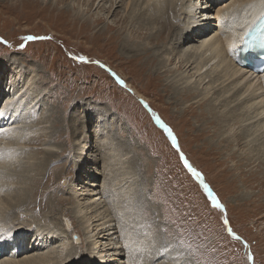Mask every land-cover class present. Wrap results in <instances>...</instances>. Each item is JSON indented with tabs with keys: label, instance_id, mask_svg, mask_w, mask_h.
Returning a JSON list of instances; mask_svg holds the SVG:
<instances>
[{
	"label": "rangeland",
	"instance_id": "obj_1",
	"mask_svg": "<svg viewBox=\"0 0 264 264\" xmlns=\"http://www.w3.org/2000/svg\"><path fill=\"white\" fill-rule=\"evenodd\" d=\"M87 1L0 0V108L12 98L14 90L21 94L30 88L26 101L21 104L23 110L20 109L15 119L26 146L20 150L15 167L9 170L23 167L20 170L26 180L21 181L25 183L21 188L31 202L37 201L33 195L36 190L41 192L39 198L45 195L49 203L54 201L49 207H57L42 210L36 203L29 209L24 207L25 210L19 207L15 211L20 220L52 226L58 233L62 232L60 227L70 232L63 243L37 234V239L49 240L46 252L57 242L60 256L68 258L70 251L81 255L88 249L89 242L85 241L84 220L74 219L79 216L76 209L79 205V209L81 205L86 206V202L95 205V200L103 196L108 197V204L101 211L106 210L110 216L106 220L112 223L111 228H107L111 230L108 234L116 239L121 231L125 235H130V231V236L135 237L133 249H129L127 255L131 264L138 261L139 264H264V163L259 161L261 156L254 152L253 160L258 161L250 166L243 159L241 163L236 157L228 159L230 151L223 146H218L221 154L215 151V144L220 143L217 136L222 138L220 133L226 131L219 130L215 136V128L210 129L206 124L213 115L205 107L198 104L192 107L193 101L172 104L158 79L146 71L140 76L138 62L125 55L119 43H105L99 36V30L114 22L121 25V18L129 19L130 13L134 14L126 8L128 3L133 5L131 0H92L91 4L95 5L92 9ZM99 18L103 19L101 24H91ZM88 21H91L89 28ZM133 24L131 20L129 26H137ZM160 27L156 25L153 31ZM181 28V23H177L175 29ZM96 34L98 36L93 37ZM143 35L142 40L148 37L146 32ZM186 71L180 69L173 76L165 74L161 81L168 84L184 81V77L193 74ZM195 79L197 77L193 82ZM24 80L30 82L20 91ZM204 84L200 90H206ZM213 94L214 91L209 95V102L215 103V96L211 98ZM22 95L24 97V93ZM19 99L17 102L21 101ZM243 99L228 108L221 105L216 113L227 114ZM190 107L196 109L189 110ZM202 111L208 115L197 117ZM242 129L235 128L240 134ZM56 130L59 132L54 137L59 134L61 138H55L53 146L60 154L53 160L65 164L61 175L46 162L41 164L48 148L45 143L50 142ZM92 134L97 136L93 149L97 158L93 162L84 161V165L96 170L97 180L88 177L93 171L86 173L77 167L83 143ZM35 136H40V143L29 146L33 159L28 161L26 147L32 141L30 137ZM241 142L236 148L239 154L251 153L252 146ZM0 147H3L1 136ZM28 162L37 168L27 172ZM11 173L3 170V176ZM79 178L85 181H78ZM8 181L0 179V196L4 200L11 199ZM77 181L81 182L79 189L85 187V193L96 189L80 203L72 190ZM48 183L56 188H47ZM92 183L97 188L90 187ZM60 199H65L66 203L56 204ZM4 211L2 216L6 218L10 209ZM112 217L122 225L117 227ZM70 219L77 221L73 222L74 226ZM59 222L63 224L56 227ZM66 222L70 224L69 229ZM115 226L119 230L116 235L112 233L117 232ZM8 235L0 234V239L6 238L0 246V260L15 257V252L11 254V251L24 242L23 237L18 238L22 231ZM32 236L30 233L29 243ZM39 243L34 241L18 253L19 257L38 253ZM103 243L109 245L107 240ZM108 247L102 248L104 255L113 251ZM121 259L123 264H128L127 257Z\"/></svg>",
	"mask_w": 264,
	"mask_h": 264
},
{
	"label": "bare ground",
	"instance_id": "obj_2",
	"mask_svg": "<svg viewBox=\"0 0 264 264\" xmlns=\"http://www.w3.org/2000/svg\"><path fill=\"white\" fill-rule=\"evenodd\" d=\"M131 1L133 5L131 6L128 3L126 8L127 10H132L131 12L134 14L130 13L129 19L124 18V20H122L123 18H121V25L114 22V24L104 27L103 30H99V36L105 40V43H119L121 48L120 50L125 55L130 58L133 57L138 62L137 70L140 76H142V74L144 75V72L146 71L154 78L158 79L162 85L161 87L163 93L168 96V100L172 104H174V101L178 104L183 101H193L190 103L192 104V107L195 104L205 107V110L209 111L210 114L213 115L206 124H208L210 129L215 128V136L219 130L221 131L224 129V131H226L220 133L222 138L217 136V140L220 143L215 144V151L221 154V149L219 150L218 146H223L226 151H230V153L228 152L229 154H227L228 159H235L236 157L238 163H241L243 159L246 161L245 164L248 165L250 163V166L254 165L255 162L258 161L253 160V153L256 152L257 156L258 154L261 156L259 157V161L264 163V142L261 141V139H264V70H260L258 73H255L251 69H247L239 65L236 62V59L240 62L239 51L242 46L236 48V45L234 44L236 39L238 40L240 37H245L248 25L251 23L253 24L254 22L253 17L255 15V10L250 7V5L254 3V0ZM60 2L63 3L64 0H60ZM91 2L92 0L87 1L89 9H92L95 6L94 4L92 5ZM113 4H115V2ZM113 8L114 7L111 6L110 10ZM181 15L182 17H180ZM225 17L228 19H224ZM233 17H235V19H233ZM131 20L132 23L137 26H129ZM102 21L103 19L99 18L91 24H101ZM90 22L91 21H88L87 28L90 27ZM177 23H181V29H175ZM158 24H160L161 27L154 32L153 28ZM125 31L127 32L126 36L124 35ZM144 32L148 34V37L142 40ZM94 36H98V34L93 35V37ZM249 54H253V58L256 59L261 52L259 50L255 52L250 51ZM208 65H210V69L208 68ZM206 67L209 70L202 74V71ZM180 69L189 71V74L193 72V74L184 77V81L181 79L183 81L181 84H177L180 83L179 81L181 80L176 81V84L172 82H169L168 84L166 81H161V78H163L165 74L167 76H173L175 72H179ZM195 77H197V80L195 79L193 82ZM23 82L24 85L20 91H23L26 87L25 84H29L30 81L24 80ZM183 84L185 85L184 87L181 86ZM203 84V87H206L205 91L204 89L200 90V86ZM28 88L25 92H23L24 97L22 95L23 93L18 94V91L14 90L12 92V98L10 97L11 99L7 100L3 107L0 108V136L1 142H3V147H0V150H3L2 152L5 153L4 158H2L3 161L0 160V179L10 180L11 182L8 181L6 184L11 186L12 191L15 190L13 193L12 191L8 193L11 198L10 200H4L0 196V234H3L4 236L6 234H11L14 236L16 231H22V235L18 238L23 237L21 241H24L22 243H18L16 249L11 251V254L15 252V257L13 256L12 258L1 259L0 264H123L121 257H127L129 259L128 264H131L130 256L127 255L128 252L133 249L132 244L134 243L135 237L130 236L132 235L130 231V235H125L121 231L120 236L116 239L113 235L108 234L111 230H107V228H111L112 223L106 219L110 216L106 214V210L103 212L101 211L108 204V197L105 199L102 196L99 200H95V205L86 202L87 205H84V207L81 205V209H79L80 205L78 204L79 208L76 210L79 213V216L74 219L77 218L78 220V218L81 217L80 219L84 220L85 226L83 232L86 233L85 241L88 240L89 242L88 249L81 255L77 252L70 251L68 253V256L70 257L68 258L59 255V251L56 247L57 242L53 241L55 247L52 246L53 249H49L46 252V247L50 245L48 242L49 240L46 241L45 239L41 240L36 238L37 234L38 237L48 235L54 240H62L61 242L63 243L64 239L69 238L70 236V232L68 234L60 227L63 223L59 222L58 226H56L60 227L59 230L62 231L58 233V229H54L52 226L34 224V222L28 223L27 221L23 222L20 220L19 215H17L18 213L15 210H19V207H23V210H25L24 207L29 209L31 204L34 203H36L35 205H37L38 208L41 207V209L46 208V210H56L57 208L54 205L49 207L48 204H53L54 201L49 203L47 201L48 197H45V195H43L42 198H39L38 193L41 192L36 190L33 192V195L36 196L35 200L37 201L31 202L30 197H27L24 190L21 188V186L25 184L21 181L24 179L26 180V177L22 175V171L20 170L23 167L20 169L15 168L14 170H9V168L18 161V158L20 157V150H23L26 146L23 142L24 136L21 137V133H19V131H21V127L15 126L17 125L15 119L20 114L22 102L26 101L25 96L27 95V91H29ZM212 91H214V94L211 98L215 96V103L213 101L209 102L211 100L209 95ZM17 98H20L21 101L17 102ZM241 98L244 99L241 100L238 105L235 104L236 107H231L232 109H230L227 114H221L220 111L216 113V110H218L221 105L222 107L228 108L233 103L240 101ZM192 107H190L189 110L196 109H193ZM207 115L208 114L206 112L202 111L197 117L205 118ZM21 116H23L22 113ZM210 123H212V126H210ZM213 124L215 127H213ZM237 126L243 127L241 134L236 132L235 128ZM27 131H31L30 127L27 128ZM57 132L59 131H54L50 138L51 140L49 139L50 142L45 143V146L48 148L47 151L44 152V161L41 162L40 160V162L41 164L46 162L45 164H47L51 170L55 171L58 175H61L65 164L60 163L61 161L53 160L56 159L58 154H60L56 152L55 146H53L55 145L53 140L55 138H61L59 134L54 137ZM258 132H260L259 135L252 137ZM95 137L97 136L92 134L90 138L83 143L84 146H82L79 161H77L78 164L76 163L78 170L84 169L86 173L87 170L93 171V167L89 168L90 166H87V164L84 165V163L88 161H96L97 157L95 151L93 150L96 143L94 142ZM30 138L32 141L26 147L28 152L25 158L28 161L33 159V153L29 151V146L35 147L40 143V136ZM30 138H28V140H30ZM242 140L248 143V146L251 145L253 147L250 148V150H252L251 153L248 151L250 153H248L249 155L247 154L248 156L244 152L239 154V150H236V148L240 147L239 143ZM234 148L235 150H233ZM62 153L65 154L66 151ZM124 156L125 155H123V159ZM4 159H6V161H4ZM27 164V172H32L33 169L37 168V165L31 162H28ZM3 170L12 173L11 175L3 176ZM83 175L84 173H82V178ZM88 177L92 180H97L96 170L88 175ZM79 180L85 181V179L81 178H79L78 181ZM78 181L76 185H73L72 190L75 193L74 198L77 203H80L84 201L87 196H92L96 189L88 190L85 193V187L80 189L78 188L81 186V182L78 183ZM48 187L56 188V186L52 185V183H48L47 188ZM90 187L97 188V185L92 183ZM83 196L84 198H82ZM12 201L15 203L13 204ZM63 202L66 203V200L60 199L55 203L63 204ZM92 206H94L93 211ZM8 208L10 209V212L6 218H3L4 216L2 215L5 214L3 212H6L4 210ZM113 219L116 226L122 225L121 221L115 218ZM70 220L74 226L73 222L76 220ZM117 227V232H112L115 235L119 231ZM30 233H33L34 236H32V242L29 243ZM56 234L59 235L56 236ZM63 234L65 235V238H60L61 235L64 237ZM4 236L2 237L4 238ZM5 239L6 238L0 239V246ZM103 240H107L109 245H106L107 243H103ZM34 241H36L37 244L42 241L41 244L39 243L40 247H38L40 248V251L38 253L27 254L19 257L18 253L33 244ZM62 245L63 248L64 244ZM41 246L44 248H41ZM85 246L87 247L86 244ZM105 246H109L113 249V251L104 255L102 248ZM136 262L137 261L134 260V263Z\"/></svg>",
	"mask_w": 264,
	"mask_h": 264
},
{
	"label": "snow or ice",
	"instance_id": "obj_3",
	"mask_svg": "<svg viewBox=\"0 0 264 264\" xmlns=\"http://www.w3.org/2000/svg\"><path fill=\"white\" fill-rule=\"evenodd\" d=\"M251 8L255 10L254 15V26L249 30V41L255 38L256 32L260 31L264 33V0H254V3L250 5ZM247 15V13H246ZM224 19H228L225 17ZM235 19V17H233ZM28 39H34L33 37H28ZM249 41H245L247 44ZM5 153L0 152V159L4 158Z\"/></svg>",
	"mask_w": 264,
	"mask_h": 264
},
{
	"label": "water",
	"instance_id": "obj_4",
	"mask_svg": "<svg viewBox=\"0 0 264 264\" xmlns=\"http://www.w3.org/2000/svg\"><path fill=\"white\" fill-rule=\"evenodd\" d=\"M66 225H67V228L69 229V228H70V224H69L68 222H66ZM75 240H76V241L79 240L77 236H75Z\"/></svg>",
	"mask_w": 264,
	"mask_h": 264
}]
</instances>
